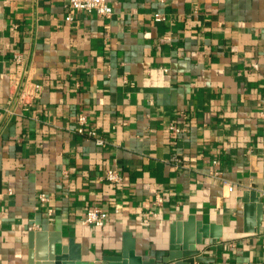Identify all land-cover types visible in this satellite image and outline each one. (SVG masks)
<instances>
[{
    "label": "crops",
    "instance_id": "obj_1",
    "mask_svg": "<svg viewBox=\"0 0 264 264\" xmlns=\"http://www.w3.org/2000/svg\"><path fill=\"white\" fill-rule=\"evenodd\" d=\"M66 2L0 0V264H111L131 242L163 264L203 226L220 237L194 264H264V0H108L72 21ZM14 50L41 84L26 108L8 104ZM92 206L103 226L82 223Z\"/></svg>",
    "mask_w": 264,
    "mask_h": 264
},
{
    "label": "built area",
    "instance_id": "obj_2",
    "mask_svg": "<svg viewBox=\"0 0 264 264\" xmlns=\"http://www.w3.org/2000/svg\"><path fill=\"white\" fill-rule=\"evenodd\" d=\"M159 2H165V0H157ZM65 19L67 21H72L77 13H92L95 12L101 16L108 17L112 14V6L109 4L108 0H67L64 5ZM164 16L162 14H156L154 17L155 21L163 20ZM12 59L16 65V71L14 76L15 90L11 97L8 99V104H18L26 108L30 105L35 98L38 97L41 84L34 81L29 76V69L26 68V58L23 53L19 50H14L12 53ZM185 114L181 115V120H184ZM88 120L84 113H79L75 120V128L78 134L85 135L92 138L96 145L104 146L106 144V139L96 129L88 127ZM169 130L172 134L179 136L186 131L185 125H179L175 122L169 123ZM174 162L179 160L176 157L172 158ZM214 164H217V160H213ZM104 179L110 183H120L123 179L122 174L117 169L108 168L105 171ZM232 186L230 189L232 190ZM38 199L41 202L48 200L46 194L39 193ZM160 196H156V202H161ZM118 212V209L115 208ZM107 211L100 206H92L89 208L82 220V223L87 225H93L95 227L103 226L107 220Z\"/></svg>",
    "mask_w": 264,
    "mask_h": 264
},
{
    "label": "water",
    "instance_id": "obj_3",
    "mask_svg": "<svg viewBox=\"0 0 264 264\" xmlns=\"http://www.w3.org/2000/svg\"><path fill=\"white\" fill-rule=\"evenodd\" d=\"M257 195L258 193L255 191L251 193V197ZM245 201L247 200L245 199ZM258 219H260V216ZM175 226H178V223L172 224L171 228L173 229ZM206 229V226L201 227L202 233L196 239L185 238L181 240L177 239V237H172L169 253L162 259L163 264H168L169 261H175V264H194L195 262L208 261V258L199 255L200 251L195 245L200 244L204 237H212L219 240L220 234H208ZM212 248H221V246H212ZM50 258L54 260V264H88L80 260L78 253L72 256L68 255L65 248L62 249L60 254L52 253ZM106 260L110 261L111 264H156L155 260L149 261V263H142L140 257L134 252V245L132 242L124 245L121 254L110 256L106 258Z\"/></svg>",
    "mask_w": 264,
    "mask_h": 264
}]
</instances>
